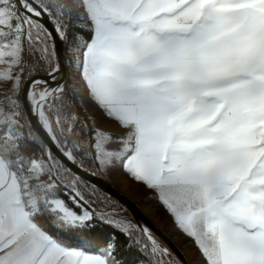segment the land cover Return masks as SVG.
<instances>
[{
	"label": "snow or ice",
	"instance_id": "6c2138e0",
	"mask_svg": "<svg viewBox=\"0 0 264 264\" xmlns=\"http://www.w3.org/2000/svg\"><path fill=\"white\" fill-rule=\"evenodd\" d=\"M117 169L203 264H264V0H0V264H167L88 198Z\"/></svg>",
	"mask_w": 264,
	"mask_h": 264
},
{
	"label": "rangeland",
	"instance_id": "374dc122",
	"mask_svg": "<svg viewBox=\"0 0 264 264\" xmlns=\"http://www.w3.org/2000/svg\"><path fill=\"white\" fill-rule=\"evenodd\" d=\"M85 107L89 109V112L99 116L97 110L92 108L87 102ZM85 115L84 112H81ZM89 170H94L88 165ZM98 172V171H97ZM100 173V172H99ZM102 174V173H100ZM105 175V179L122 195L126 196L132 202H134L144 215L165 235H167L178 249L184 254L189 264H203L198 249L194 246L193 241L184 235L174 224L172 217L168 214L165 208L157 201L154 192L148 190L143 184L136 183L130 179L127 175L120 172L118 169L111 171ZM96 198L90 199L95 200ZM103 207L110 211H114L120 218L126 219L136 227L133 220L125 212H119L117 208L106 201ZM168 260V258H166ZM169 261V260H168Z\"/></svg>",
	"mask_w": 264,
	"mask_h": 264
},
{
	"label": "water",
	"instance_id": "95a60500",
	"mask_svg": "<svg viewBox=\"0 0 264 264\" xmlns=\"http://www.w3.org/2000/svg\"><path fill=\"white\" fill-rule=\"evenodd\" d=\"M51 27V26H50ZM99 186L98 192L116 202L133 220L139 229L148 228L150 234L161 249H167V256L171 264H189L184 254L178 249L174 242L161 232L140 210V208L115 189L99 172L94 177Z\"/></svg>",
	"mask_w": 264,
	"mask_h": 264
},
{
	"label": "trees",
	"instance_id": "16d2710c",
	"mask_svg": "<svg viewBox=\"0 0 264 264\" xmlns=\"http://www.w3.org/2000/svg\"><path fill=\"white\" fill-rule=\"evenodd\" d=\"M82 115V113H81ZM83 116V115H82ZM101 197L110 204L117 208L119 212L125 213L124 210L113 200L109 199L105 195H103L100 192H96L95 196H89V199H93L96 197ZM137 238H142L140 234H137ZM117 248H118V256L125 262V264H147V262L152 259L148 256L147 253L141 255L140 253L136 252L135 249H132L131 251L128 249L126 240L123 236L117 237ZM167 258V257H166ZM167 260V259H166ZM167 264H170V262L167 260Z\"/></svg>",
	"mask_w": 264,
	"mask_h": 264
},
{
	"label": "crops",
	"instance_id": "0c3cea01",
	"mask_svg": "<svg viewBox=\"0 0 264 264\" xmlns=\"http://www.w3.org/2000/svg\"><path fill=\"white\" fill-rule=\"evenodd\" d=\"M102 175V174H101ZM102 176H104L105 177V175H102ZM106 178V177H105ZM171 264V263H170Z\"/></svg>",
	"mask_w": 264,
	"mask_h": 264
}]
</instances>
